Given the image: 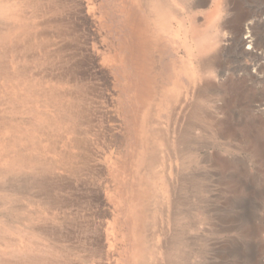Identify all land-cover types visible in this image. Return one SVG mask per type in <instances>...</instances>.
I'll return each instance as SVG.
<instances>
[{"label":"rangeland","instance_id":"374dc122","mask_svg":"<svg viewBox=\"0 0 264 264\" xmlns=\"http://www.w3.org/2000/svg\"><path fill=\"white\" fill-rule=\"evenodd\" d=\"M173 1L202 23L216 0ZM225 2L215 24L225 37L244 26L243 43L207 54L216 77L191 84L183 44H158L156 106L170 131L152 139L169 168L151 184L152 94L138 98L142 75L119 59L138 0H0V264H264V0ZM184 13L167 17L170 31ZM183 89L178 140L168 104ZM123 123L118 150L106 129Z\"/></svg>","mask_w":264,"mask_h":264},{"label":"bare ground","instance_id":"6f19581e","mask_svg":"<svg viewBox=\"0 0 264 264\" xmlns=\"http://www.w3.org/2000/svg\"><path fill=\"white\" fill-rule=\"evenodd\" d=\"M179 1H181L184 5H187V6L189 5L187 4L189 0H179ZM225 3H226L225 0H216L211 11L208 12L206 15L204 14L205 16L203 18L202 23H199L194 13L189 12V11L185 13L181 12V8L183 6L181 8L178 7V4H175L173 0H138V5L140 8L139 15L136 14L135 12H131L128 15L129 16L128 22H129V27L131 31L129 33H131L132 35V41L130 42L128 46V48H130L129 52H131V55H129L128 57L127 55L122 54V55H119V59H121V62L126 61L127 59L132 60L134 63V67L133 66L132 67L135 69L137 68L136 72L142 75L141 78H142L143 86H141L142 91H139L140 95H138V98L140 97L142 100L146 98L145 100H147L148 93L150 92L149 95L152 94L151 96H149V99H151L149 102L150 104L154 106V108L152 109L151 115H153L152 117L153 121L158 125V128H157L158 130L155 128L156 130H154V132L151 135H147L146 137L147 147L145 149L146 150L145 160L148 163L157 164V169L152 171L151 174H149L147 177L149 179V183L151 184L153 183L156 184L157 181H160V175L163 173H167L168 168H169L167 164V159H169L168 155L164 154L163 151L161 150L162 148L160 147V145H158L153 140L154 139L153 134H157V132H159L160 135L164 133H165L164 135H167L166 131H170V129L167 128L168 126H166L167 124L165 125L164 123H162L160 119H158L160 109L157 106H160L158 105L159 99L165 93L164 90L163 91L160 90V88L163 86L161 82L164 80L163 78L164 76L158 75L159 74L158 69L157 68L154 69V66H153L154 62L158 60V56H159L158 52L161 49L158 47V44L161 42H164L162 39L164 35H169L171 37V40L174 41L173 45L175 46H176V42H175L176 40L179 43L181 42L183 44L187 52V69L185 70V73H186L185 75L187 76L191 84L194 83V77L197 74L199 75L200 73L201 75L204 74L206 76L216 77L218 74L216 72L217 57H211L207 54H209L212 51L221 50L220 48L224 44L225 41H226V44L230 46H234V41H237L238 43H241V44L243 43V40L240 38V34L244 31V26L239 25L238 35H236L235 37L234 36L225 37V34H223L221 32L222 30H220L222 28H220L219 26L215 24L216 20L220 16V12L225 7L224 6ZM84 8H85V13L89 16V18L93 19L95 14L93 12L94 8L92 7V5L88 6L86 4L84 5ZM173 12H176V16H179V18H181L182 14L184 13L183 21L185 22H181L180 24H178V27L174 31H170L169 30L170 24L169 22H167V17ZM220 22L222 23V21ZM194 59L196 61L195 65H194ZM92 62L93 61H91V63ZM100 67L103 68L104 66H103V62L99 61L95 64V66H93V68L95 69L94 71H97V72L99 70L101 71L102 69ZM176 69H178V67ZM104 70L106 71V76H107V82L105 84L108 87L111 86V88L107 90L108 99L110 100L111 104H113L117 100L118 93L120 91V89L116 87L113 88V84L118 82V79L114 75V72L112 70L108 68H105ZM134 84L135 83L132 82V80L131 81L125 80V82L122 83L123 88H129L131 90L136 87ZM208 86H209V83H206L205 87H208ZM199 89H202V88H199ZM198 93H199L198 95L203 94L201 90ZM186 94H187V90L183 89L181 91L180 96L175 97L174 99L170 100L168 104L169 111L172 112V115L169 116L171 120L170 122L173 125L171 132L175 135V137L178 140H180V138L185 136L184 135L185 133H183V131H185L183 126L185 125H182V118H180V115H182V113L184 112L183 110L186 109L185 108L186 107L185 100L187 101ZM119 113L121 112L119 111ZM190 113L195 118L197 117L196 119H200V113L198 111L197 105H194V107L191 108ZM120 118L122 117L120 116ZM183 124H184V121H183ZM106 133L110 135V137L112 138L111 141L113 142V146L117 148L118 150H121L123 147V143L125 141L124 123L123 125L117 124L113 128L109 127L108 130L106 129ZM165 201H166V198L163 196L160 202L164 204ZM177 244H178V241L174 242V245H172L171 248L169 249H171L170 252L179 256L177 252L178 251V246H176Z\"/></svg>","mask_w":264,"mask_h":264}]
</instances>
